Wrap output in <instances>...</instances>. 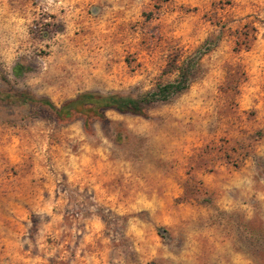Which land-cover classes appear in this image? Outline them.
<instances>
[{"label": "rangeland", "instance_id": "rangeland-1", "mask_svg": "<svg viewBox=\"0 0 264 264\" xmlns=\"http://www.w3.org/2000/svg\"><path fill=\"white\" fill-rule=\"evenodd\" d=\"M0 264H264V0H0Z\"/></svg>", "mask_w": 264, "mask_h": 264}, {"label": "trees", "instance_id": "trees-1", "mask_svg": "<svg viewBox=\"0 0 264 264\" xmlns=\"http://www.w3.org/2000/svg\"><path fill=\"white\" fill-rule=\"evenodd\" d=\"M14 72L15 67H14ZM190 63L187 62L180 67V74L175 82L167 83L158 87L157 91L148 93L140 99L121 98L117 96H95L90 93H84L74 99L64 102L60 107L46 99H36L26 93L20 94V100L29 101L31 103H41L47 105L54 111L57 117L69 118L79 107L84 109L91 108V106H98L101 108L114 107L119 111H132L144 116V107L156 102L167 101L173 94H178L184 91L189 85Z\"/></svg>", "mask_w": 264, "mask_h": 264}]
</instances>
